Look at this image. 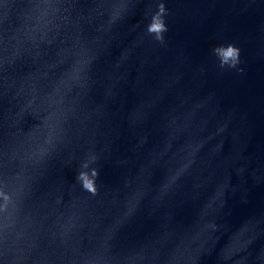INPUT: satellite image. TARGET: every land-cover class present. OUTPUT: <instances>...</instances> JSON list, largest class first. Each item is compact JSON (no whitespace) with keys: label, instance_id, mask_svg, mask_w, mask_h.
Returning <instances> with one entry per match:
<instances>
[{"label":"water","instance_id":"obj_1","mask_svg":"<svg viewBox=\"0 0 264 264\" xmlns=\"http://www.w3.org/2000/svg\"><path fill=\"white\" fill-rule=\"evenodd\" d=\"M0 264H264V0H0Z\"/></svg>","mask_w":264,"mask_h":264}]
</instances>
